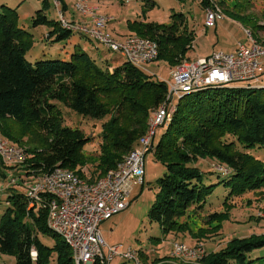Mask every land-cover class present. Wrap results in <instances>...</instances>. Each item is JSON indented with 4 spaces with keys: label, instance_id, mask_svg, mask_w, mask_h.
<instances>
[{
    "label": "trees",
    "instance_id": "1",
    "mask_svg": "<svg viewBox=\"0 0 264 264\" xmlns=\"http://www.w3.org/2000/svg\"><path fill=\"white\" fill-rule=\"evenodd\" d=\"M57 1L64 14L68 9L66 0ZM234 1L232 8L224 0L219 6L248 27L245 29L264 45V40L258 36L264 29L258 25L255 14L250 13L251 0ZM43 3L45 8L37 12L34 26L52 27L48 39L54 42L69 39L74 32L66 29L59 19L49 20L44 15L48 0ZM201 3L205 9L211 6L209 0ZM185 24L184 14H174L169 24L129 20L131 33L128 36L157 42L156 62L163 61L173 70L187 59L194 47V33ZM32 46L31 34L19 26L17 10L2 6L0 136L27 155L24 163L9 166V169L25 165L26 175L35 171L39 174L35 176L37 179L59 168L84 176L81 169L90 164L101 176L87 181L97 182L140 149L139 142L149 131L154 110L158 111L168 100L169 88L164 81L154 79L127 61L111 72L108 67H100L83 49H77L69 61L31 63L26 54ZM56 102L84 117H111L102 126L97 155L86 156L84 149L91 139L82 130L64 125ZM175 106L173 116L171 114L170 120L161 126L163 134L152 141L150 148L166 168L165 175L159 179V191L149 214L151 221L160 225L165 237L183 228L181 220L190 209L207 207L208 199L220 185L230 190L223 202L226 207H230V199L264 190V162L246 151L252 147L264 148V85L204 88L186 94ZM10 121L17 125H34L41 132L42 141L33 148L32 159H28L29 154L21 147L27 136L14 135L7 127ZM206 159L217 161L222 166L218 172L229 179L209 184L211 178L197 166ZM0 162L4 164L2 159ZM8 204L0 219V253L15 257V264H75L72 249L48 226L47 205L32 207V199L22 194L9 196ZM210 217L221 224V214ZM46 238H53L54 245L48 246ZM262 247L264 234L234 239L225 250L204 258L202 264H254L249 254ZM136 252L138 260L144 264L146 254L143 250ZM137 256L135 262L122 264H140Z\"/></svg>",
    "mask_w": 264,
    "mask_h": 264
},
{
    "label": "rangeland",
    "instance_id": "2",
    "mask_svg": "<svg viewBox=\"0 0 264 264\" xmlns=\"http://www.w3.org/2000/svg\"><path fill=\"white\" fill-rule=\"evenodd\" d=\"M89 7H95L99 14L110 19L107 24L106 33L116 40H122L131 33L128 21L141 19L146 22L169 24L174 14H184L186 24L194 33V47L188 52L187 59L198 60L207 58L215 51L235 53L238 44H248L249 39L243 23L232 18L225 10L224 20L220 21L215 28L205 27L206 9L202 0H87ZM223 0H216V2ZM44 0H0V11L2 6L16 9L19 14V26L28 31L33 38V46L26 54V59L31 63L42 60H63L69 61L71 55L77 49H83L99 64L100 67L114 68L122 65L126 60L119 53L99 43L91 41L88 37L74 32L69 39L54 42L48 39V33L52 27L49 25L34 26L37 12L44 7ZM68 7L64 12L68 20L84 23L87 21L76 10L77 0H66ZM232 8L234 0H224ZM251 12L255 14L258 25L264 29V0H251ZM44 15L49 20L58 21L61 7L57 0H48ZM249 29V28H248ZM249 31V30H248ZM259 38L264 40V32H260ZM152 75L154 79H171L172 68L163 61L147 65L144 70ZM260 78L261 87L264 85V72ZM247 83L240 82L237 86H244ZM175 99L174 105H177ZM60 108L63 123L73 129H80L91 141L85 147L84 153L87 157H93L100 151V133L102 126L111 117L104 119H93L84 117L72 109L56 102ZM172 110V116L175 112ZM13 134L26 135L22 148L32 159L33 148L42 141L41 132L34 125H17L10 121L7 124ZM164 128L158 129L157 140L163 134ZM20 137V136H19ZM156 140V141H157ZM20 146V145H19ZM156 146V143H155ZM256 159L264 162V148L252 147L246 150ZM154 151H150L145 158V182L144 185L134 186L130 199V206L127 210L115 215L108 221L101 224L100 230L104 240L110 246H123L124 249L133 247L143 250L144 264H202V260L212 253L225 250L234 239H245L252 236L264 234V190L259 193H249L241 198L230 199L226 207L223 202L230 190L220 185L214 194L208 199L207 207L203 209L192 208L181 220L183 228L175 234L164 236L158 223L152 222L149 214L159 191L158 182L165 173L166 168L157 160ZM4 165V164H3ZM4 175L0 174V219L9 207L8 197L13 194L29 196L30 188L37 185L38 179L33 175H26L24 167L9 169L4 165ZM90 166V167H89ZM197 166L209 175V184H216L228 180V176H222L218 170L222 167L217 161L206 159L201 160ZM93 171L90 164H85L81 172L89 180H96L101 175ZM15 180V183H13ZM195 209V210H194ZM221 214V224L214 222L210 217L212 214ZM221 225V230H220ZM220 230V232H219ZM44 239V238H43ZM46 244L53 246V238H46ZM176 243H184L191 250H200L199 254H192V257H175L173 248ZM195 248V249H194ZM136 250V251H135ZM197 256V257H196ZM254 264H264V247L258 248L249 254ZM193 258V259H192ZM135 261V260H134ZM133 261V262H134ZM147 261V262H146ZM16 258L0 253V264H15ZM121 258H115L111 264H122ZM133 262H131L133 264ZM137 262L142 264L138 260ZM146 262V263H145ZM130 264V263H129ZM235 264V263H231Z\"/></svg>",
    "mask_w": 264,
    "mask_h": 264
},
{
    "label": "built area",
    "instance_id": "3",
    "mask_svg": "<svg viewBox=\"0 0 264 264\" xmlns=\"http://www.w3.org/2000/svg\"><path fill=\"white\" fill-rule=\"evenodd\" d=\"M211 6L206 9L205 27L215 28L224 20L225 14L216 0H209ZM75 10L87 21L84 23L68 20L64 14L59 15L61 24L73 32L86 35L93 42L119 52L127 62L145 70L147 65L158 59L157 42L139 36H126L116 40L106 33L110 19L99 14L95 7H89L87 0H77ZM248 44H238L235 53L215 51L207 58L198 60L183 59L173 70L171 79L162 80L171 89V103L165 111H156L155 126L152 135L142 141L137 156L130 162L119 163L113 170L109 184H97L95 187L61 188L62 168L53 170L60 174V181H53V174H48V181L37 188H30L32 207L47 205L55 208V225H61L74 239L80 249V258L84 264H111L113 259L133 260V247L110 246L106 243L100 230L103 222L125 211L130 206L134 186L144 185L145 158L150 152V143L156 139L158 129L171 115L175 108V99L179 100L183 92L196 88L229 87L236 88L237 83L245 82L242 87L257 88L264 72V45L253 38L246 30ZM178 102V101H177ZM0 151H6L11 159L16 152L13 143L0 142ZM25 165H21L24 167ZM33 176H38L31 171ZM15 183V180H13ZM200 250L183 249L180 244L174 245V252L191 255ZM135 262V261H134Z\"/></svg>",
    "mask_w": 264,
    "mask_h": 264
},
{
    "label": "bare ground",
    "instance_id": "4",
    "mask_svg": "<svg viewBox=\"0 0 264 264\" xmlns=\"http://www.w3.org/2000/svg\"><path fill=\"white\" fill-rule=\"evenodd\" d=\"M200 89H204V88H196V90H194V91L183 92L180 95L179 100H181L184 96H186V94H189V93H192L195 91H199ZM170 103H171V89L169 88L168 100H166V103L162 107L160 106L161 108L157 109V110L158 111H165V109L170 105ZM153 115L154 116H153L152 120L150 121L149 131L147 132V135L140 140V142H139L140 146L142 144V141H145L146 138H149L152 135V130H153V127L155 126V114H153ZM169 120H170V116H169V119H167L164 123H162L161 126L165 125ZM0 142L9 143L5 139H3L2 136H0ZM151 147H152V141L150 143V148ZM16 152L18 154H15L11 159H9V155L6 151H0V159H2V161L5 165H9V166H14L17 164L24 163L27 159V155L25 154V152L20 148H16ZM137 152H138V150L132 152L131 155L128 157V159L125 162H130L134 157L137 156ZM125 162H123V163H125ZM51 174H53V173H51ZM111 174H108L106 177L98 180L97 182L87 181V187H95L97 184H109V182L111 180ZM45 181H48V175H45V176L39 178L37 185L33 188H37L38 185H42ZM53 181H60V174H53ZM81 186H85V180L83 178H81L79 175H77L75 172H73L71 170L62 168L61 188H68V187L78 188ZM29 197L32 199V196L30 194H29ZM47 208H48V221H47V223H48L49 228L53 232H55L58 236H60L65 241V243L72 249L75 264H84L82 258H80V249L78 247L77 242L71 238L70 234L64 229L63 226L55 225V208H50V206H47ZM180 246H182L183 249H187V250L192 249V248L190 249L184 245H180ZM192 254L194 255V254H199V253H192ZM192 254L189 256L187 254H182V252H174V256L177 258H179V257L182 258L184 256L192 257ZM136 256H137L136 253L133 251V260H136Z\"/></svg>",
    "mask_w": 264,
    "mask_h": 264
},
{
    "label": "crops",
    "instance_id": "5",
    "mask_svg": "<svg viewBox=\"0 0 264 264\" xmlns=\"http://www.w3.org/2000/svg\"><path fill=\"white\" fill-rule=\"evenodd\" d=\"M74 21H76V20H74ZM3 169H4V167H3V165L0 162V172L3 171ZM11 170H13V169H11Z\"/></svg>",
    "mask_w": 264,
    "mask_h": 264
}]
</instances>
